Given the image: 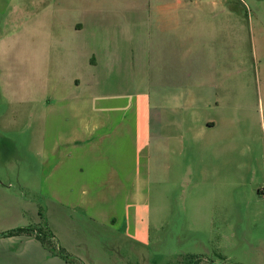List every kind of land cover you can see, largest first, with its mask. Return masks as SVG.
I'll return each instance as SVG.
<instances>
[{
	"label": "crops",
	"instance_id": "crops-1",
	"mask_svg": "<svg viewBox=\"0 0 264 264\" xmlns=\"http://www.w3.org/2000/svg\"><path fill=\"white\" fill-rule=\"evenodd\" d=\"M223 1L45 0L46 39L37 47L50 97L46 176L69 221L53 213V249L32 234H0V264L111 263L100 247L80 249L70 215L114 230L128 225L127 235L145 240L153 220L144 199L152 184L175 183L173 161L190 146L191 160L206 162L240 143L239 130L222 135L244 127L240 112L252 110L243 66L230 72L240 37L195 27L199 12ZM204 172L193 163L190 185Z\"/></svg>",
	"mask_w": 264,
	"mask_h": 264
},
{
	"label": "rangeland",
	"instance_id": "rangeland-1",
	"mask_svg": "<svg viewBox=\"0 0 264 264\" xmlns=\"http://www.w3.org/2000/svg\"><path fill=\"white\" fill-rule=\"evenodd\" d=\"M45 7V0H0L1 235L30 224L50 238L53 213L69 221L52 200L46 176L50 97L45 50L37 47L46 39ZM199 16L195 27L240 37L239 53L229 52L230 72L243 66L252 110L240 112L244 127L222 134L239 130L238 145L214 150L206 162H193L190 146L173 161L175 183L151 185L144 202L153 222L145 240L127 235L128 225L114 230L70 215L68 233L82 239L80 249L110 252L109 264H264V0H224ZM215 51L198 48L211 59ZM193 163L210 171L196 177L195 187Z\"/></svg>",
	"mask_w": 264,
	"mask_h": 264
},
{
	"label": "trees",
	"instance_id": "trees-1",
	"mask_svg": "<svg viewBox=\"0 0 264 264\" xmlns=\"http://www.w3.org/2000/svg\"><path fill=\"white\" fill-rule=\"evenodd\" d=\"M23 233L35 235L47 247L53 249L50 241L43 235V233L40 230H34V228L27 227V228H20V229H16V230H11L6 235H18V234H23Z\"/></svg>",
	"mask_w": 264,
	"mask_h": 264
}]
</instances>
